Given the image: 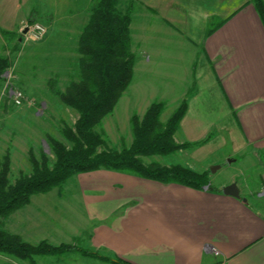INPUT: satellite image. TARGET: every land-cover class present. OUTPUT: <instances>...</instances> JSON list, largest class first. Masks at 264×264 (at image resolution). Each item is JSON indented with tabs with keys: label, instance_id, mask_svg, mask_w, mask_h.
<instances>
[{
	"label": "crops",
	"instance_id": "crops-1",
	"mask_svg": "<svg viewBox=\"0 0 264 264\" xmlns=\"http://www.w3.org/2000/svg\"><path fill=\"white\" fill-rule=\"evenodd\" d=\"M135 1L157 20L142 27L147 66L154 60L158 67H183L175 98H186L187 110L175 140L206 138L203 160L214 165L215 155L228 148L224 162H239L242 174L216 187L214 174L223 165L198 166L209 171L212 189L196 190L125 172H91L107 175L84 188L92 195L94 217L78 238L83 248L130 264H264V26L254 0ZM167 75L159 77L164 91L177 82ZM232 183L240 199L222 193ZM55 258L62 264H110L76 252Z\"/></svg>",
	"mask_w": 264,
	"mask_h": 264
},
{
	"label": "rangeland",
	"instance_id": "rangeland-1",
	"mask_svg": "<svg viewBox=\"0 0 264 264\" xmlns=\"http://www.w3.org/2000/svg\"><path fill=\"white\" fill-rule=\"evenodd\" d=\"M96 1L0 0V56L10 61V67L0 79V162L8 155L10 184L21 176L31 174L30 151L37 159L42 151L45 152L49 166H52L54 156L46 142L48 136L70 147L62 137L61 129L64 125L73 127L78 114L51 93L49 84L52 83L56 90L63 92L71 81L79 79L78 38L88 22L90 8ZM117 1L119 12L123 13L128 7L134 12L130 25L131 51L135 57L133 77L131 85L121 94L112 113L102 119L95 131L104 132L108 148L121 150L122 147H129L132 142L130 119L133 115L141 118L151 103L160 101L165 104L160 116V122L164 124L180 103L183 100L187 102V99L175 98L179 94L177 87L182 84L178 82V78L182 76L180 69L183 67H158L154 60H150L148 66L146 64V55H143L141 48L142 27L150 18L151 22L157 23V20L147 14L142 2ZM35 23L46 29L45 35L38 40L28 32L24 33L25 29ZM168 73H172L177 82L171 83L169 89L164 91L166 87L164 82H159V77L167 79ZM189 85L188 96L194 89V85ZM12 91L22 93L20 105L14 103ZM164 92L167 95L161 97ZM170 94L173 96H169ZM174 141L178 144L185 143L175 140V135ZM202 145L168 156L144 158L143 162L163 166L181 165L198 173H202L197 170L199 167L222 164L223 167L214 174L212 184L216 187L230 175L240 177L242 173L239 162L231 166L224 162L225 155L229 154L228 148L215 155L214 161L218 163L214 165L212 161L203 160L206 151ZM192 158H202L203 161L198 163ZM203 172H207L209 180V171ZM105 175V172L77 174L60 187L32 196L28 206L2 220L3 229L20 236L31 245L46 241L53 246L64 243L85 249L78 236L88 232L85 229L91 225L94 211L92 195L85 193L84 188L102 183L104 179L101 177ZM33 260L35 264H62L61 258L59 260L55 257H33ZM0 264L29 262L0 253Z\"/></svg>",
	"mask_w": 264,
	"mask_h": 264
},
{
	"label": "trees",
	"instance_id": "trees-1",
	"mask_svg": "<svg viewBox=\"0 0 264 264\" xmlns=\"http://www.w3.org/2000/svg\"><path fill=\"white\" fill-rule=\"evenodd\" d=\"M117 4V0H97L91 6L88 22L78 38L79 79L71 81L63 92L49 84L51 93L78 114L73 127L64 125L61 129L62 137L70 147L48 136L46 142L54 156L52 166H49L45 152L42 151L37 159L30 151L31 174L19 177L13 184L8 180V155L0 162V253L29 264H35L33 257H61L69 252L110 264H130L68 244L53 246L41 241L31 245L3 229L2 220L28 205L32 196L60 187L77 174L101 170L125 172L162 184L173 182L196 190L212 189L207 172L198 173L181 165L143 162L144 158L168 156L206 142V138L195 143L178 144L174 141L175 132L187 110L186 100L164 124L160 122L165 106L163 102L151 103L141 118L133 115L130 119L132 142L121 150L108 148L104 132L95 131L102 119L112 113L133 77L135 57L131 51L129 29L132 10L129 7L123 13L119 12ZM254 6L264 26V0H254ZM223 22L210 27L208 34ZM9 67L8 58L0 56V79Z\"/></svg>",
	"mask_w": 264,
	"mask_h": 264
},
{
	"label": "built area",
	"instance_id": "built-area-1",
	"mask_svg": "<svg viewBox=\"0 0 264 264\" xmlns=\"http://www.w3.org/2000/svg\"><path fill=\"white\" fill-rule=\"evenodd\" d=\"M26 32H28V34L32 38L38 40L45 35L46 29L43 25L35 23V24L31 25L30 27H28L26 29ZM11 94H12V99H13L14 103L16 105H20L21 101L23 100L22 93H20L19 91H12Z\"/></svg>",
	"mask_w": 264,
	"mask_h": 264
},
{
	"label": "water",
	"instance_id": "water-1",
	"mask_svg": "<svg viewBox=\"0 0 264 264\" xmlns=\"http://www.w3.org/2000/svg\"><path fill=\"white\" fill-rule=\"evenodd\" d=\"M25 32H26V29L24 30V33ZM211 172H213V169H211ZM222 193L224 195H226V196H230V197H233V198H236V199H240L241 198L239 190H238L237 186L234 183L225 186L222 189Z\"/></svg>",
	"mask_w": 264,
	"mask_h": 264
}]
</instances>
